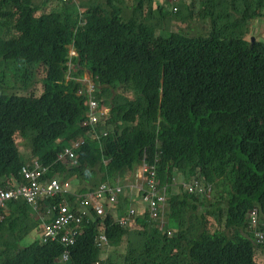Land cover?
<instances>
[{
    "label": "trees",
    "instance_id": "16d2710c",
    "mask_svg": "<svg viewBox=\"0 0 264 264\" xmlns=\"http://www.w3.org/2000/svg\"><path fill=\"white\" fill-rule=\"evenodd\" d=\"M170 2L0 0V190L26 183L23 166L32 160L81 193L156 162L168 190L166 210L155 217L141 198L125 226L116 214L140 197L129 187L104 215L86 218L68 246L43 243L41 234L51 206L74 194L41 198L37 209L10 201L0 264H264L250 220L259 208L264 230V39L252 43L264 0H178V11ZM190 18L206 22V32L164 27ZM85 71L91 93L80 80ZM91 94L110 110L108 134L97 141L82 124ZM82 136L75 161H60ZM195 180L193 190L186 186ZM101 234L114 249L105 259Z\"/></svg>",
    "mask_w": 264,
    "mask_h": 264
},
{
    "label": "built area",
    "instance_id": "2783aa9c",
    "mask_svg": "<svg viewBox=\"0 0 264 264\" xmlns=\"http://www.w3.org/2000/svg\"><path fill=\"white\" fill-rule=\"evenodd\" d=\"M193 0H183L190 3ZM170 8L178 11V0H171ZM93 90V89H92ZM92 90L89 92L91 93ZM109 109L100 107L97 99L92 96L89 99V110L86 118L83 120V126H88L87 134L94 139H99L101 135H107L108 131L102 133L94 131L95 125L99 121H104L109 117ZM106 125V124H105ZM84 143V138L72 140L70 145L64 148L59 158L62 161H75V149ZM49 165L39 160H32L23 166L22 175L26 181L25 184L16 188L0 190V221L4 219V213L7 209V203L10 201H26L36 209L39 206L41 198L55 197L59 194H74L75 200L64 199L59 203L51 206L48 213L44 216L42 227L41 242L48 243L51 241H59L68 246L74 244L78 237L82 234L81 224L88 217H94V211L99 215H104L109 208L119 202L120 197L124 195L129 187L138 190L140 197L147 202L152 210L153 216H158L159 208L163 209L167 200V191L159 186L157 178V166L155 163L146 161L141 165L138 172V184H128L121 177L115 178L101 183L88 193H77L73 187L71 179H63L60 177H46L49 172ZM199 184V180L186 183L191 190L195 185ZM162 190V191H161ZM139 213L136 205H133L127 214L117 216L116 221L121 225H129L132 219ZM251 227L255 235L257 244L264 246V230L261 225V211L259 208L253 209L250 213ZM96 245L103 250L109 246L106 234H101L96 239ZM69 252L64 251L60 261L67 262ZM98 264V263H97Z\"/></svg>",
    "mask_w": 264,
    "mask_h": 264
},
{
    "label": "rangeland",
    "instance_id": "374dc122",
    "mask_svg": "<svg viewBox=\"0 0 264 264\" xmlns=\"http://www.w3.org/2000/svg\"><path fill=\"white\" fill-rule=\"evenodd\" d=\"M190 3H188V4H190ZM190 20L191 21L187 20L185 23L182 22L181 25H177L175 23V21H168L167 20L164 23V27L168 28V29H170V28H173V29L181 28L183 31H185V32L187 31L190 35H194V36L199 35V34H204L206 32V30H207L206 29L207 28V23L206 22H202L201 20L195 19V18H190ZM259 25L260 26L257 29L254 27V32L252 34V37H254L255 40L264 39V20H260L259 21ZM85 73H86V71L83 74V78L80 79V80L82 81V83H84L83 84V88H85L86 91L89 92V90L91 91L93 89L92 88L93 87V82H92V78H91L90 73L89 72H87L86 74ZM41 87H42V82L38 83L34 88H32V91H34L35 95H40L41 94ZM105 120H107V119H105ZM105 124H106V121H105V123H104V121H99V124L98 123L96 124V126H95L96 128H94V131L98 132V133H101L104 130V128H105ZM26 148H27V143H26ZM68 165L69 166L73 165V162L68 163ZM139 169H141V166L138 169L135 170V173L133 174V176H129L130 179L128 180V182H129L128 184H138L137 177H138V172L140 171ZM77 180L78 179H76V181ZM72 183L75 184V182H72ZM166 206H168L167 205V200H166V203L164 205V209L166 208ZM137 207L142 208V205H137ZM1 232L4 235L7 234V231L5 229H2V228H1ZM34 234H36V232H34L31 235H29L24 240L23 244L24 245L31 244L34 241V238H36ZM113 250H112L111 246H107V247L103 248L102 257L105 259L109 255H112L114 253Z\"/></svg>",
    "mask_w": 264,
    "mask_h": 264
},
{
    "label": "crops",
    "instance_id": "0c3cea01",
    "mask_svg": "<svg viewBox=\"0 0 264 264\" xmlns=\"http://www.w3.org/2000/svg\"><path fill=\"white\" fill-rule=\"evenodd\" d=\"M259 26H260V25H259V20H255V28L257 29V28H259ZM70 50H71V52L75 51L74 48H71ZM87 72H88V71H86V73H87ZM86 73H85V74H86ZM132 176H133V175H132ZM121 177L123 178V180H124L125 182L128 181V180L130 179V177H129L127 174H122ZM126 183H127V182H126ZM76 185H77V186H76ZM75 186H76V187H79V185L76 184V183H75ZM140 199H141V197H138V198H137V201H136V203H138L137 205H139V203H140ZM137 205H136V206H137Z\"/></svg>",
    "mask_w": 264,
    "mask_h": 264
},
{
    "label": "bare ground",
    "instance_id": "6f19581e",
    "mask_svg": "<svg viewBox=\"0 0 264 264\" xmlns=\"http://www.w3.org/2000/svg\"><path fill=\"white\" fill-rule=\"evenodd\" d=\"M34 1H36V0H34ZM74 47H75V46H74ZM76 53H77V52H76ZM68 57H69V56H68ZM86 67H87V66H86ZM70 70H72V69H70ZM89 70H90V69H89ZM71 72H72V71H71ZM90 72H91V71H90ZM71 76H72V75H71ZM73 79H74V78H73ZM94 80H95V79H94ZM90 87H91V86H90ZM92 88H93V87H92ZM93 89H94V88H93ZM94 92H95V91H94ZM92 94H93V93H92ZM95 96H96V94H95ZM96 97H97V96H96ZM97 99H98V98H97ZM100 105H101V104H100ZM88 110H89V109H88ZM98 124H99V122H98ZM95 126H96V125H95ZM95 128H96V127H95ZM107 131H109V130H107ZM102 132H103V131H102ZM102 132H101V133H102ZM85 135H86V134H85ZM83 136H84V135H83ZM83 136H82V137H83ZM86 137H87V136H86ZM83 138H84V137H83ZM100 138H101V137H100ZM74 139H75V138H74ZM101 139H103V138H101ZM85 140H86V139H85ZM93 140H94V138H93ZM97 140H98V139H96V141H97ZM87 141H88V140H87ZM94 142H95V141H94ZM98 143H99V142H98ZM29 145H30V144H29ZM81 145H82V144H81ZM81 145H80V147H81ZM83 145H84V144H83ZM101 145H102V143H101ZM23 149H24V148H23ZM59 159H60V158H59ZM60 161H61V160H60ZM50 169H51V168H50ZM122 170H124V169H122ZM50 172H51V171H50ZM119 173H120V172H119ZM122 173H123V172H122ZM158 174H159V172H158ZM182 176H183V175H182ZM184 178H185V177H184ZM184 178H183V179H184ZM191 179H192V178H191ZM191 179H190V180H191ZM160 180H161V179H160ZM160 180H159V181H160ZM179 180H181V179H179ZM193 180H194V179H193ZM190 182H192V181H190ZM201 183H202V182H201ZM24 184H25V183H24ZM83 184H84V183H83ZM19 186H20V185H19ZM87 186H88V185H87ZM162 186H163V185H162ZM173 186H175V185H173ZM179 186H180V184H179ZM186 186H187V185H186ZM197 186H198V185H197ZM203 186H204V185H203ZM183 187H184V186H182V188H183ZM15 188H16V187H15ZM161 188H162V187H161ZM166 188H167V186H166ZM169 188H170V187H169ZM174 188H175V187H174ZM201 188H202V187H201ZM204 188H205V187H204ZM196 189H197V188H196ZM202 189H203V188H202ZM3 190H4V189H3ZM86 190H87V189H86ZM86 190H85V191H86ZM89 190H90V189H88V191H89ZM180 190H181V189H180ZM85 191H84V192H85ZM167 191H168V190H167ZM191 193H192V192H191ZM141 194H142V193H141ZM141 197H142V196H141ZM143 204H144V203H143ZM147 206H148V205H147ZM147 206H146V207H147ZM148 208H149V206H148ZM36 209H37V208H36ZM146 209H147V208H146ZM150 209H151V208H150ZM149 213H150V212H149ZM158 213H160V212H158ZM97 237H98V236H97ZM69 255H70V254H69Z\"/></svg>",
    "mask_w": 264,
    "mask_h": 264
},
{
    "label": "clouds",
    "instance_id": "9594fccd",
    "mask_svg": "<svg viewBox=\"0 0 264 264\" xmlns=\"http://www.w3.org/2000/svg\"><path fill=\"white\" fill-rule=\"evenodd\" d=\"M72 53H75V51H73ZM120 177H121V176H120ZM118 178H119V177H118ZM121 178H122V177H121ZM122 179H123V178H122ZM71 181H72V180H71ZM72 182H73V181H72ZM126 182H128V181H126ZM188 182H189V181H188ZM188 182H186V183H188ZM73 187L75 188V190H76L77 193H81V192L78 191V187H76L74 183H73ZM101 251H102V249H101Z\"/></svg>",
    "mask_w": 264,
    "mask_h": 264
},
{
    "label": "water",
    "instance_id": "95a60500",
    "mask_svg": "<svg viewBox=\"0 0 264 264\" xmlns=\"http://www.w3.org/2000/svg\"><path fill=\"white\" fill-rule=\"evenodd\" d=\"M255 41L254 37H252V43Z\"/></svg>",
    "mask_w": 264,
    "mask_h": 264
}]
</instances>
